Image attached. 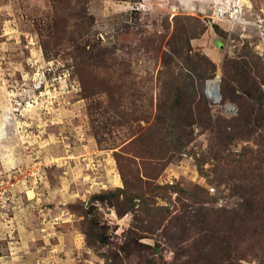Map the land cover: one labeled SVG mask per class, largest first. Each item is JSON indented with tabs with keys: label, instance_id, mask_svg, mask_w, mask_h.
Returning a JSON list of instances; mask_svg holds the SVG:
<instances>
[{
	"label": "rangeland",
	"instance_id": "1",
	"mask_svg": "<svg viewBox=\"0 0 264 264\" xmlns=\"http://www.w3.org/2000/svg\"><path fill=\"white\" fill-rule=\"evenodd\" d=\"M228 1L0 0V259L264 264V0Z\"/></svg>",
	"mask_w": 264,
	"mask_h": 264
},
{
	"label": "built area",
	"instance_id": "2",
	"mask_svg": "<svg viewBox=\"0 0 264 264\" xmlns=\"http://www.w3.org/2000/svg\"><path fill=\"white\" fill-rule=\"evenodd\" d=\"M174 7H176L174 11H179V8L177 6L174 5ZM239 15L240 14L237 6L232 8V5L228 7L225 4H219L215 5L208 18L213 24L221 25L223 23H226L230 29L235 28L238 23H242V20H240V18L238 17ZM260 25H262V20L260 21ZM242 26H244V24ZM209 82L211 81H208L205 86V96L210 101V103L214 105L220 104L221 98L219 86H217V88L214 90ZM227 109L231 110L232 107L229 106ZM54 224H57L56 220L54 221Z\"/></svg>",
	"mask_w": 264,
	"mask_h": 264
},
{
	"label": "crops",
	"instance_id": "3",
	"mask_svg": "<svg viewBox=\"0 0 264 264\" xmlns=\"http://www.w3.org/2000/svg\"><path fill=\"white\" fill-rule=\"evenodd\" d=\"M189 1H191L190 2V5L191 6H194V7H196V8H205L206 7V4L210 1V0H189ZM179 5V4H178ZM54 223V222H53ZM27 230L28 229H23V230H19L20 231V234L22 235L23 234V232L25 231L26 233H27V235L28 236H30L31 234L29 233V232H27ZM16 231H18L17 229H16ZM22 232V233H21ZM14 235V234H13ZM36 236V235H35ZM15 240H16V238H15ZM17 242H14V243H12L13 244V246L11 247V250H12V255L13 254H15L14 252H17V250H19V251H23V245H22V240H21V242L20 241H18V240H16ZM33 241H34V243H36V240L35 239H33ZM37 257V256H36ZM35 257V258H36ZM18 258V257H17ZM4 258H2V259H0L3 263H8L7 262V260H9V259H7V260H3ZM9 261H11V260H9ZM17 261H19L18 259H15L14 261H11L12 263H14V264H16L17 263ZM2 262H0V264H3Z\"/></svg>",
	"mask_w": 264,
	"mask_h": 264
},
{
	"label": "bare ground",
	"instance_id": "4",
	"mask_svg": "<svg viewBox=\"0 0 264 264\" xmlns=\"http://www.w3.org/2000/svg\"><path fill=\"white\" fill-rule=\"evenodd\" d=\"M218 0H216V2H217ZM243 2H245V0H240V3H243ZM233 3H235V4H238V3H236V2H233ZM233 3H231L230 1H228V0H219V2H217V3H215L216 5H219V4H225L226 6H231V5H233ZM245 5V4H244ZM246 6H249L250 8H251V4H246ZM240 7V6H239ZM243 7H245V6H243ZM243 7H240V8H243ZM211 82H209V84H211V86L214 88V90L217 88V86H218V80H217V78L216 79H214V80H210Z\"/></svg>",
	"mask_w": 264,
	"mask_h": 264
},
{
	"label": "trees",
	"instance_id": "5",
	"mask_svg": "<svg viewBox=\"0 0 264 264\" xmlns=\"http://www.w3.org/2000/svg\"><path fill=\"white\" fill-rule=\"evenodd\" d=\"M204 89H205V87L203 88V92H204Z\"/></svg>",
	"mask_w": 264,
	"mask_h": 264
}]
</instances>
